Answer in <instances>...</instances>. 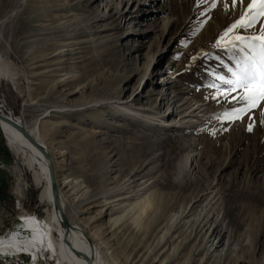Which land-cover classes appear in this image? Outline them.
Here are the masks:
<instances>
[{
	"label": "rangeland",
	"instance_id": "rangeland-1",
	"mask_svg": "<svg viewBox=\"0 0 264 264\" xmlns=\"http://www.w3.org/2000/svg\"><path fill=\"white\" fill-rule=\"evenodd\" d=\"M250 3L0 0V54L15 75V83L0 82V109L38 127L57 175L69 179L66 216L110 264H264V100L248 108L238 99L243 90L217 79H232L230 57L240 54L216 45L242 15L255 14V22L228 39L261 35L264 15L258 6L250 13ZM165 80L175 82L160 85ZM117 99L134 101L144 116L84 105ZM196 103L206 104L204 118L165 125L171 106ZM240 108L238 118L225 115ZM3 130L0 239L37 230L47 244L46 182L35 181ZM184 156L189 164L178 176ZM197 198L231 233V245L207 263L203 237L191 217L181 219ZM0 264L59 263L45 245L36 257L1 252Z\"/></svg>",
	"mask_w": 264,
	"mask_h": 264
},
{
	"label": "bare ground",
	"instance_id": "bare-ground-1",
	"mask_svg": "<svg viewBox=\"0 0 264 264\" xmlns=\"http://www.w3.org/2000/svg\"><path fill=\"white\" fill-rule=\"evenodd\" d=\"M6 65V58L0 54V82L4 80L10 83H15V75L11 71L7 70ZM168 77L174 78L173 75H169ZM174 82L175 80H165L161 82L160 85L164 87L172 86ZM133 102L134 101H131L130 103H126L128 105H124V102H121L120 99H117L114 101H95L93 104L87 103L84 105L97 107L103 106L113 109L126 110L134 117H143L144 114L141 111L145 109L142 107H136V104ZM0 107L2 108L1 103ZM81 108L82 107L79 109ZM207 110L208 108L204 103H196V105L192 106L191 108H188L184 105H180L178 108L171 106L169 110L165 112V115L167 114V116L170 118V120L165 125L172 128H177L183 124H191L194 118H204L208 113L206 112ZM50 112L46 111L43 117L49 116ZM0 116L2 119L1 126L6 133L11 147L16 150L18 154L26 157L28 166L34 169L35 181L38 184H40L42 181L46 182L43 190L40 193V199L42 202H49L52 207L51 210L47 211V215L43 220V224L47 228V244H45L40 232L33 230L32 234L25 238L20 237L19 234H15L17 237L1 238L0 253L2 252L9 255V252H18L36 257L39 252H42L43 247L46 245L47 249L51 250V256H58L59 264H110V262L105 258V252L102 250L101 245L98 242H95L92 236L87 234L85 227L77 222L71 221L66 216L65 199L62 188L68 184L69 179L65 177L60 178V176L57 175L56 158L52 156V152L50 148L47 147V144L38 127L36 125L31 127L26 122H22L20 118L14 115L5 114L1 109ZM188 164V156L181 157L177 161L175 165L178 176H180L184 170H186ZM37 165L41 166V170L35 168ZM54 181L57 188L55 193L53 189ZM56 198L59 202V209H56L54 206V201ZM125 198L127 199V196ZM201 202L202 199L197 198V200H195L194 203L190 205L189 211L186 212L184 216L181 215V219L191 217V229H196V232L203 237L202 246L207 249L202 260L208 256L205 261L207 263L208 259L213 257L215 252L216 254H221L229 247V245H231V233L226 223L220 220L213 213V211L208 210L206 204L201 206ZM199 206H201V208L197 210ZM187 223L188 221H183L182 226L186 225ZM55 230L59 233L58 239H56L54 236Z\"/></svg>",
	"mask_w": 264,
	"mask_h": 264
},
{
	"label": "snow or ice",
	"instance_id": "snow-or-ice-1",
	"mask_svg": "<svg viewBox=\"0 0 264 264\" xmlns=\"http://www.w3.org/2000/svg\"><path fill=\"white\" fill-rule=\"evenodd\" d=\"M242 3V0H241ZM258 6L259 15H264V0H252L248 5L249 11ZM256 15L241 16V19L234 23L221 38L217 41V47L225 51L236 50L239 56H232L234 59V68H228L232 79H225L218 75L217 79L232 86V90H243V94L238 98L246 107H255L257 101L264 100V28L261 29V35L256 37H246L234 35L228 39L230 33L236 29L246 30L255 22ZM259 42V43H258ZM244 108L236 109L227 118H238Z\"/></svg>",
	"mask_w": 264,
	"mask_h": 264
},
{
	"label": "water",
	"instance_id": "water-1",
	"mask_svg": "<svg viewBox=\"0 0 264 264\" xmlns=\"http://www.w3.org/2000/svg\"><path fill=\"white\" fill-rule=\"evenodd\" d=\"M1 122H2V119H1V116H0V126L2 125L1 124ZM1 128H2V130H3V127L1 126ZM4 131V130H3ZM54 183V187H53V189H54V193L56 192V184H55V181L53 182ZM54 206L56 207V209H59V202L57 201V198L55 199V201H54ZM69 226V225H68Z\"/></svg>",
	"mask_w": 264,
	"mask_h": 264
}]
</instances>
